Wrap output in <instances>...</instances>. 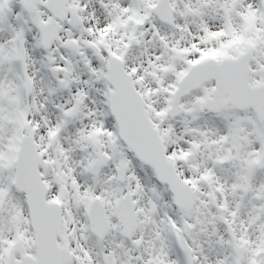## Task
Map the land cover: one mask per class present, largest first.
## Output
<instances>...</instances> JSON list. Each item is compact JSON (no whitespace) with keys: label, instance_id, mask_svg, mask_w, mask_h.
Wrapping results in <instances>:
<instances>
[{"label":"snow or ice","instance_id":"obj_1","mask_svg":"<svg viewBox=\"0 0 264 264\" xmlns=\"http://www.w3.org/2000/svg\"><path fill=\"white\" fill-rule=\"evenodd\" d=\"M0 264H264V0H0Z\"/></svg>","mask_w":264,"mask_h":264}]
</instances>
